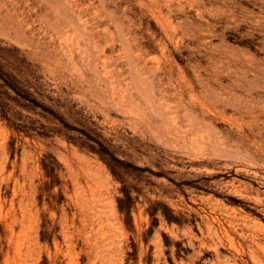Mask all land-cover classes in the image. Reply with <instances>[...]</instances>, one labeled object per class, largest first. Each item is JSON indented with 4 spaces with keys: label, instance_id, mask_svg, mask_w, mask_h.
I'll return each instance as SVG.
<instances>
[{
    "label": "rangeland",
    "instance_id": "1",
    "mask_svg": "<svg viewBox=\"0 0 264 264\" xmlns=\"http://www.w3.org/2000/svg\"><path fill=\"white\" fill-rule=\"evenodd\" d=\"M0 264H264V0H0Z\"/></svg>",
    "mask_w": 264,
    "mask_h": 264
}]
</instances>
